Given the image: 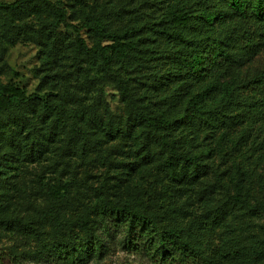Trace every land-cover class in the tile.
I'll return each instance as SVG.
<instances>
[{"label":"rangeland","instance_id":"1","mask_svg":"<svg viewBox=\"0 0 264 264\" xmlns=\"http://www.w3.org/2000/svg\"><path fill=\"white\" fill-rule=\"evenodd\" d=\"M51 1H60L68 21L79 25L101 10H129L122 25L142 26L139 46L145 50L140 56L114 57L112 70H108L99 53L76 52V32L64 24L56 26L57 18L51 11L41 9L22 17L0 13V81L36 94L22 108L0 109V214L35 217L52 204L51 191L56 186L67 189L62 188L57 198L63 221L83 214L105 198L117 200L139 193L144 203L157 204L168 183L158 170L163 159L160 146L155 142L148 146L155 156L151 162H144L136 153L135 147L144 142L148 130L130 112L116 75L133 86L139 105L147 111L178 118L192 113L187 106L193 93L205 90L210 82L205 70L209 59L204 61V75L192 83L170 54L179 43L159 33L163 27L159 22L174 9L177 0ZM79 36L89 47L108 43L86 27ZM263 59L264 51L252 61L235 65L229 73L242 82L253 76ZM218 98L212 94L208 101L216 106ZM45 99L64 105L63 125L53 114L44 113ZM81 107L88 108V121L76 115ZM213 112L204 111L196 124H188L190 134L187 128L175 131L187 144L204 154L209 152L210 167L207 176L175 197L174 207L184 211L171 213L170 209L162 223L184 229L195 223L197 237L192 241L207 256H221V264H264V235L258 222L245 217L244 208L230 204L228 216L213 234L197 229L196 221L205 212L232 200L237 178L243 184V199L252 204L264 202V106L253 115L241 116L237 124L230 119L233 110L225 118L218 108ZM72 123L95 133L94 144L84 157L82 137L68 133ZM125 235L124 230L106 234L100 258L89 264H152L145 256L127 250ZM62 238L54 236L51 241ZM15 240L14 231L0 230V264H49L23 258L18 261L5 253ZM30 246L35 249L42 244Z\"/></svg>","mask_w":264,"mask_h":264},{"label":"trees","instance_id":"2","mask_svg":"<svg viewBox=\"0 0 264 264\" xmlns=\"http://www.w3.org/2000/svg\"><path fill=\"white\" fill-rule=\"evenodd\" d=\"M176 6L167 17L160 20L163 27L160 34L179 43L170 52L174 61L185 69V74L192 83L200 79L204 73L210 75V82L205 90L193 93L187 111L181 117H169L167 113L152 114L139 105L133 86L116 75L120 94L128 99L130 112L140 124L146 126L147 134L144 142L135 147L136 153L144 162H151L154 155L148 146L157 143L163 159L158 162V170L164 174L168 183L160 192L157 204L144 203L141 194L123 198H105L94 204L83 214L65 221L61 220L59 198L62 186H56L51 194L53 202L40 210L35 217L23 219L18 216H2L0 214V230H12L16 240L5 250L18 261L30 259L36 263L49 264H89L102 254L104 236L113 232L126 231L127 250L136 255H143L152 264H221L223 259L216 254L207 256L204 250L195 244L194 225L187 229L175 224L162 223L165 213L184 211L174 207L177 194L188 186L205 177L209 173V152L187 144V141L175 131L194 125L203 112L210 114L218 110L224 118L231 112L233 124L241 121V116L253 115L256 109L264 106V59L260 68L255 69L253 76L238 82L229 72L235 65L254 60L264 51V0H177ZM219 5H222L220 7ZM41 9L49 10L57 18L55 25L64 24L77 34L75 38L76 52H96L102 56L103 65L112 70L110 63L114 57L126 58L131 55H142L144 47L139 46L142 26L126 24L123 27V16L130 12L124 9L101 10L85 19L80 25L68 21L67 11L61 2L51 0H15L0 1V13L8 17L29 13H38ZM144 26V24H143ZM93 30L107 44L97 43L89 47L79 36L81 28ZM202 72V73H201ZM217 94L216 106L208 101V96ZM36 94H27L24 88L0 81V109L9 107L22 108ZM67 97V94H63ZM206 96V97H205ZM216 107V108H214ZM108 108V107H107ZM45 114H53L55 121L65 123V107L61 102L44 100ZM239 109V111L237 110ZM195 113V114H194ZM76 115L88 121L89 110L81 107ZM206 123H208L207 118ZM224 123V122H223ZM188 129V128H187ZM118 131L122 133L121 128ZM187 132L190 134L191 129ZM70 135L82 137L81 155L88 154L94 144L91 130L72 123L68 130ZM236 193L231 194L230 202L210 209L196 221L197 229L213 234L228 216L230 204L238 205L245 210V216L251 222H258V229L264 235V202L252 204L242 197L243 184L237 178L234 182ZM62 199V198H61ZM60 199V200H61ZM154 207V208H152ZM187 211V210H185ZM57 241L51 239L59 236ZM31 244L40 243L42 247L31 248ZM30 246V247H29ZM236 255H240L236 251Z\"/></svg>","mask_w":264,"mask_h":264}]
</instances>
